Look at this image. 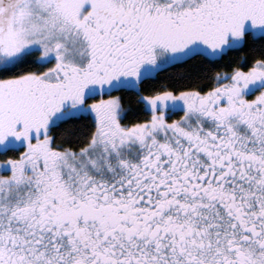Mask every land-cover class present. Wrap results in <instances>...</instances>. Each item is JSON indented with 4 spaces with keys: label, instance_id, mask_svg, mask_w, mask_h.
I'll use <instances>...</instances> for the list:
<instances>
[{
    "label": "snow or ice",
    "instance_id": "1",
    "mask_svg": "<svg viewBox=\"0 0 264 264\" xmlns=\"http://www.w3.org/2000/svg\"><path fill=\"white\" fill-rule=\"evenodd\" d=\"M0 264H264V0H0Z\"/></svg>",
    "mask_w": 264,
    "mask_h": 264
},
{
    "label": "trees",
    "instance_id": "2",
    "mask_svg": "<svg viewBox=\"0 0 264 264\" xmlns=\"http://www.w3.org/2000/svg\"><path fill=\"white\" fill-rule=\"evenodd\" d=\"M167 71V70H166Z\"/></svg>",
    "mask_w": 264,
    "mask_h": 264
}]
</instances>
